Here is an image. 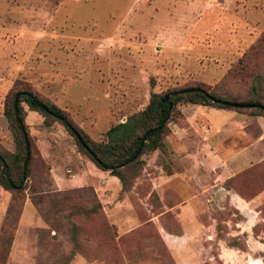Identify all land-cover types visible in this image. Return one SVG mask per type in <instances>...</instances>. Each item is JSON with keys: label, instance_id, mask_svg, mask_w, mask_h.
Returning <instances> with one entry per match:
<instances>
[{"label": "rangeland", "instance_id": "374dc122", "mask_svg": "<svg viewBox=\"0 0 264 264\" xmlns=\"http://www.w3.org/2000/svg\"><path fill=\"white\" fill-rule=\"evenodd\" d=\"M259 41L264 0H0V151H17L4 111L19 90L65 110L96 142L143 110L152 93L202 86L264 103V51L253 53ZM21 106L31 163L21 191L0 187V264H264V200L253 205L255 226L241 233V217L223 197L209 206L200 198L190 219L177 206L188 196L153 189L152 180L184 171L172 131H194L186 137L198 148L204 125L191 117V127L183 113L202 107L177 106L163 147L142 155L121 194L117 179L79 153L59 123L47 126ZM226 111L254 119L226 145L241 148L264 134V117ZM256 147L264 159V142ZM249 170L234 180L247 197L264 189V160ZM94 185L96 213L88 210ZM184 218L202 224L201 235L186 236Z\"/></svg>", "mask_w": 264, "mask_h": 264}, {"label": "trees", "instance_id": "16d2710c", "mask_svg": "<svg viewBox=\"0 0 264 264\" xmlns=\"http://www.w3.org/2000/svg\"><path fill=\"white\" fill-rule=\"evenodd\" d=\"M262 51H264V42L259 41L254 46L253 53ZM166 96H169L173 104L170 114L168 105L162 102ZM218 101L227 102L228 105ZM21 103H24L28 110L39 114L47 126L54 122L59 123L73 138L79 153L87 156L99 170L108 172L118 179L121 194L130 190L131 179L136 176L134 171L142 164V155L163 147L164 137L170 132L168 124L174 120L177 106L187 104L220 110H245L249 115L264 117V103L259 99L232 100L217 96L202 86L185 87L165 94L152 93L143 110L129 115L124 122L110 127L105 132V140L96 142L71 120L65 110L39 97L31 90H19L12 95L4 111L15 135L17 151L14 154L0 151V187L12 192L22 190L23 182L29 178L31 163V139L24 121L25 110ZM26 145L29 148L28 157ZM136 154L137 157L129 163ZM249 169L239 176L248 175L251 172ZM234 180H228L224 185L232 186L241 197L250 199L259 193L245 196L236 189ZM89 190L93 195V207L88 210L96 213L102 209L101 203L94 190L92 188Z\"/></svg>", "mask_w": 264, "mask_h": 264}, {"label": "crops", "instance_id": "0c3cea01", "mask_svg": "<svg viewBox=\"0 0 264 264\" xmlns=\"http://www.w3.org/2000/svg\"><path fill=\"white\" fill-rule=\"evenodd\" d=\"M200 107L203 108L200 114L196 115L191 111L183 113L185 117L184 122L190 126L191 121L188 120L191 119V117L193 121L198 122L200 127L204 125L205 131L201 132L199 130L196 132L199 140L198 148L192 150L189 144L191 139L190 137H186L191 134L194 135V131L193 133L192 131H186L184 129V133L181 134H176L172 131L175 143L179 139L182 145L181 150L185 164L184 171L166 175L165 177H159L161 179L158 180H152L153 189L158 191L162 186H166L170 190H174L178 193L181 191L183 195L188 196L187 199L183 200V202L177 206H179L182 211L190 214V219H192L191 215L195 214L196 207L202 206L200 204V198H204V200L207 201L206 205H208L211 204V200L214 203H218L217 199L223 197L228 205L236 211L235 215L241 217L240 222H236L237 224H235V226L241 228V230L245 228L241 233H249V229L251 230L257 222V210L253 205L264 200V189L253 198L245 199L238 195L233 190L232 186L226 187L224 184L228 180L236 179L244 171L253 167L255 163L264 160H259V154L256 149L257 143L264 142V134H259V138L255 142L248 145L245 144L241 148L226 145V141L230 139L233 132L240 131V127L248 122V120L254 119H248V117L240 118L237 113L231 111L207 108L204 106ZM210 110H213V112ZM187 124H185V126H189ZM176 136H178L177 139ZM184 137H186L187 140ZM173 149L174 151L176 150L175 147ZM190 162L192 165H196L197 169L188 168ZM114 186L116 187V191L121 189L118 179L114 181ZM94 192L100 199L99 189L95 185ZM105 194L106 191L104 192V195ZM105 208L106 207H103V209ZM202 228H204L202 224H196L193 220L190 221L184 218L183 231L186 236H191L192 234L190 233L192 231L193 234L198 232V234L201 235L203 231Z\"/></svg>", "mask_w": 264, "mask_h": 264}, {"label": "water", "instance_id": "95a60500", "mask_svg": "<svg viewBox=\"0 0 264 264\" xmlns=\"http://www.w3.org/2000/svg\"><path fill=\"white\" fill-rule=\"evenodd\" d=\"M164 104L168 105V113L170 114L172 109H173V104L172 102L169 100V96H166L163 101H162ZM219 103L223 104V105H228L227 102H223V101H218ZM241 107H246V106H241ZM26 149H27V157L29 156V148H28V145H26ZM137 157V154L129 161L132 162L135 158ZM26 163H24V166H25ZM128 164V163H127Z\"/></svg>", "mask_w": 264, "mask_h": 264}]
</instances>
